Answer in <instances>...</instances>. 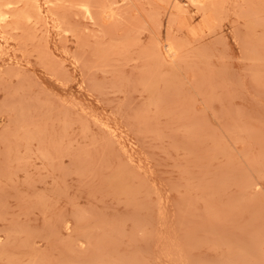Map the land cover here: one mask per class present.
Returning <instances> with one entry per match:
<instances>
[{
  "label": "rangeland",
  "instance_id": "rangeland-1",
  "mask_svg": "<svg viewBox=\"0 0 264 264\" xmlns=\"http://www.w3.org/2000/svg\"><path fill=\"white\" fill-rule=\"evenodd\" d=\"M86 1L0 0V264H264V0Z\"/></svg>",
  "mask_w": 264,
  "mask_h": 264
},
{
  "label": "bare ground",
  "instance_id": "bare-ground-1",
  "mask_svg": "<svg viewBox=\"0 0 264 264\" xmlns=\"http://www.w3.org/2000/svg\"><path fill=\"white\" fill-rule=\"evenodd\" d=\"M19 1V0H18ZM50 1V0H49ZM82 1H84V0H82ZM100 2H102L101 4H100V6H103L104 8H106L107 10L109 9V6H110V3H109V1H107V0H99ZM171 1V0H170ZM192 1H198V2H200L201 4H203L202 6H212L213 4H215V5H218V3L221 1V0H192ZM228 1V0H227ZM9 2V1H8ZM99 2V3H100ZM190 2H191V0H190ZM217 2V3H216ZM226 2V1H225ZM3 3V2H2ZM81 3V2H80ZM175 3V2H174ZM221 3H222V1H221ZM35 4V3H34ZM109 4V5H108ZM180 4V3H179ZM192 4H193V2H192ZM48 5H49V3H48ZM79 5V4H78ZM92 5L93 4H91V2L90 1H86V2H82L81 4H80V6L82 7V9L86 12V13H91L93 10H92ZM198 5H199V3H198ZM177 7V8H175V9H177V13H178V11H179V6L180 5H175V4H173V7ZM194 6H196V4L194 5ZM200 6V8H199V10L200 9H202V8H204V7H202L201 5H199ZM223 6V5H222ZM172 7V8H173ZM202 7V8H201ZM12 8V7H11ZM114 8V7H113ZM182 8V7H181ZM180 8V9H181ZM213 8H215V7H213ZM30 9V8H29ZM185 9V8H184ZM184 9H182V10H184ZM206 9V8H205ZM9 10H10V8H9ZM8 10V11H9ZM99 10V9H98ZM25 11V10H24ZM27 11V10H26ZM1 12V11H0ZM6 12H7V8H6ZM94 12V11H93ZM112 12H115V11H113V9H112ZM112 12H110V13H112ZM185 12V11H184ZM201 12V11H200ZM8 13V12H7ZM85 13V14H86ZM177 13H176V15H177ZM181 13V12H180ZM1 14V13H0ZM4 14V13H3ZM173 15V14H172ZM19 17V16H18ZM26 18V17H25ZM174 18H176V17H174ZM178 19V18H177ZM173 40V39H172ZM171 40V41H172ZM168 41V40H167ZM170 41V42H171ZM176 42V41H175ZM171 43H173V42H171ZM168 44V50L169 51H171V52H169L170 53V55H171V53H172V55L174 54V52H176L175 50V46H173V44ZM160 45V44H159ZM165 47V46H164ZM181 48V47H180ZM175 49V50H174ZM158 50V49H157ZM179 51V50H178ZM169 55V54H168ZM164 56V55H163ZM165 58V57H164ZM175 59H178V57L177 58H175ZM166 61V60H165ZM173 61H174V59H173Z\"/></svg>",
  "mask_w": 264,
  "mask_h": 264
}]
</instances>
